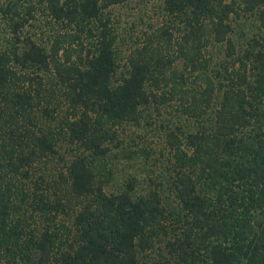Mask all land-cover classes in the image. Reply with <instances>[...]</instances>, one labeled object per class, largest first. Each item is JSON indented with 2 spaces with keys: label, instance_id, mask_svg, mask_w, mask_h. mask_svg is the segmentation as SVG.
<instances>
[{
  "label": "trees",
  "instance_id": "trees-1",
  "mask_svg": "<svg viewBox=\"0 0 264 264\" xmlns=\"http://www.w3.org/2000/svg\"><path fill=\"white\" fill-rule=\"evenodd\" d=\"M21 1L0 2V264H137L160 241L151 264H264V43L231 35L239 12L264 25V0H161L170 21L117 79L105 9L123 0H36L65 26L48 45L22 35ZM170 99L196 122L165 125L175 206L131 179L107 192L96 167L119 127Z\"/></svg>",
  "mask_w": 264,
  "mask_h": 264
},
{
  "label": "rangeland",
  "instance_id": "rangeland-1",
  "mask_svg": "<svg viewBox=\"0 0 264 264\" xmlns=\"http://www.w3.org/2000/svg\"><path fill=\"white\" fill-rule=\"evenodd\" d=\"M4 1L7 0H0V2ZM29 2L35 5L33 16L23 26L22 35L30 36L36 41L48 45L52 35L57 31L64 30L65 26L61 22L53 21L43 4L37 3L36 0L21 1L18 5L19 9L23 10ZM105 11L110 16L117 34L116 46L119 57L114 76L117 79L125 71L124 63L128 52L139 45L146 34L156 30L161 24L168 23L171 17L164 13L161 0H123L108 6ZM231 23V35L237 49L244 46L248 40L253 41L255 38L258 43H264V25L257 12H239L238 15L232 16ZM6 29V25L1 22V38L5 39L9 35ZM213 53L221 56L220 49L214 50ZM174 62L178 66L181 65V61L178 59ZM56 92L55 94L60 96V91ZM47 95L50 96V94ZM56 111V121H59L66 113V105L63 100L56 106ZM175 122L184 129L196 127L195 120L191 117L187 119L186 112L182 111L181 104L177 99H170L161 104L159 109L149 110L139 123L122 124L118 129L119 143L112 144L108 155L103 161L97 163V171H103L104 174L101 177L106 178L103 183L104 189L107 192L119 190L128 179H131L136 192L154 188L165 203L175 206L171 174L168 170L171 150L165 140L164 133L165 125L172 126ZM60 146L61 157L57 156L47 163L49 171L61 169L63 162L71 156V148L63 140ZM107 170L108 173L105 172ZM165 250L163 241L157 242L151 249L142 253L137 264H151L153 260L165 253Z\"/></svg>",
  "mask_w": 264,
  "mask_h": 264
}]
</instances>
